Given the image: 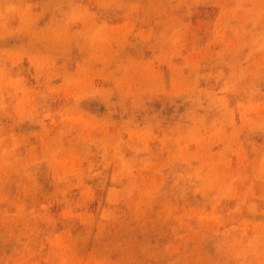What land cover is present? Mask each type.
<instances>
[{
  "label": "rangeland",
  "instance_id": "obj_1",
  "mask_svg": "<svg viewBox=\"0 0 264 264\" xmlns=\"http://www.w3.org/2000/svg\"><path fill=\"white\" fill-rule=\"evenodd\" d=\"M0 264H264V0H0Z\"/></svg>",
  "mask_w": 264,
  "mask_h": 264
}]
</instances>
